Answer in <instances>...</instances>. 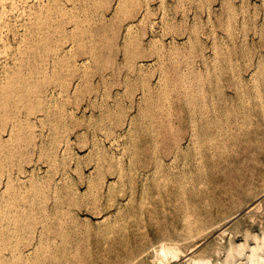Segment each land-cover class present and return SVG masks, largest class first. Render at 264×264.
I'll use <instances>...</instances> for the list:
<instances>
[{"label":"rangeland","instance_id":"374dc122","mask_svg":"<svg viewBox=\"0 0 264 264\" xmlns=\"http://www.w3.org/2000/svg\"><path fill=\"white\" fill-rule=\"evenodd\" d=\"M11 1L12 0L0 1V66H3L2 68L0 67V93L4 96L3 98L0 94V103L2 102L4 104V107L5 104H7V107H5L7 114L2 110V108L5 109L3 105L0 104V117L3 118V120L2 118H0V124L4 123L3 126L0 125V153L3 155L4 153H7L4 156L1 154L0 155L3 159L6 158L5 161L7 160L9 162H4L0 157V169L2 171H0V197L3 196L2 198L5 199L4 201L2 198H0V202H2L0 204V208H5L0 209V233H3V235L2 233L0 234V254L2 253L0 255V264H29V262L30 264H35V261H37L36 264H44L43 261H45V264H161L156 250L160 247L161 244H167L172 247L176 246L180 250L184 252L186 251V253L190 249H193V247H197L194 248V251L191 253V255L193 254L192 256L197 260V262L195 261L188 263L185 258L176 259L172 256H169V260H166V264H171V262L172 264H182V262H184V264H205L206 261V264H238L240 262H245V254L248 253L249 246L251 244H256L257 239H261L264 235V177L261 176L264 175V117H262L261 119V116H264V78H262L264 76V59H262V57L264 58V32L262 31V29L264 30V16L262 18V15H264V10H261V8L264 9V1ZM253 4H255V6ZM220 5H223L225 9ZM229 6L232 8L230 9ZM240 6L242 7V9ZM248 7L251 8L249 9ZM258 7L260 8V10ZM228 9L231 11H229ZM232 9H235V12ZM27 10L29 11L27 12ZM46 11H48V15L46 14ZM57 11L59 12L57 13ZM61 11L63 14H61ZM232 11L234 12V14ZM244 11L245 13H247L245 14ZM19 13L21 14L19 15ZM44 13L46 17H44ZM257 13H259V15ZM28 14L30 17L27 16ZM40 14L41 16L43 15L45 21L43 17L41 18V16H39ZM64 14H67L68 16H65ZM54 15L55 17L53 18ZM60 15L62 17H60ZM226 15L228 17H231L232 20L230 21V19ZM48 16H50V18ZM224 16H226L229 20L227 18L225 19ZM74 17L76 21H73ZM234 17H236L237 19ZM8 18H10V22ZM56 18L58 19L54 20ZM46 19L48 20L47 22ZM59 19L61 21H59ZM62 19L68 20L63 22L64 20ZM31 20L32 23L29 22ZM49 20H51V23ZM13 22H15L16 24H14ZM48 22L49 24H47ZM255 22H259V25ZM233 23L237 26H234ZM74 24L76 25L75 28H73L75 26ZM47 25L49 26V28H46L48 27ZM228 25L230 26L227 30ZM13 26L15 29L13 28ZM34 27L36 28V30H34ZM40 27L41 29H39ZM62 27H64L65 29H61ZM250 27L252 28L250 29ZM31 28L33 29V31ZM55 28H58L59 30L57 29L56 31ZM69 28H72V30ZM246 28H248V30ZM10 29L12 30L10 31ZM25 29H28L29 32ZM50 29L53 31H51ZM231 30L236 31L232 32ZM41 31L44 32L42 33ZM240 31L242 32V34ZM33 33H38V37L37 34L35 36ZM62 33H64L65 35H62ZM16 34L17 36H15ZM45 34H48L51 37ZM66 34H68L67 37H70L71 34L73 37L71 36L70 38H67ZM244 34L246 36L248 35V37H246ZM235 35L239 36V38ZM25 36L28 42L26 41ZM45 36L48 38V40ZM53 36L54 38H56L55 40ZM218 36H220L221 39H218ZM33 37H36L37 40ZM234 37L238 39L236 40ZM58 38L61 39L58 40ZM62 38L63 40L65 38V40L63 41ZM250 38L253 40H250ZM258 38L260 41L258 40ZM29 39H31L32 41L29 42ZM229 39H231L232 41L234 40L233 44L235 46H231L232 41ZM43 40L47 41L44 42ZM39 41H42V43H39ZM210 41H214V43H211ZM16 42L18 44H16ZM23 42L25 43V48ZM238 42H240V44ZM36 43H38V46H35ZM238 44L240 47L243 46L241 47L243 48L241 49L242 51H240V47H238ZM29 45L31 48L29 47ZM214 45H216L217 48H215ZM10 46L12 48H10ZM43 46H45V48ZM248 46L249 48H247ZM13 47L16 48L14 49ZM34 47H36V49H34ZM220 47L221 51H219ZM32 48L34 51H36L37 48L38 50L34 52ZM230 48L234 51L231 52ZM58 49H60L61 51H58ZM72 49H76L73 50L74 53ZM246 49L251 52L248 53ZM257 50H260L258 51L259 53L257 52ZM46 51L48 52L49 56L46 55ZM50 51L51 55L49 54ZM55 51H57L58 53H55ZM92 52L94 54H92ZM14 53H16V55ZM33 53H36V56ZM28 54H30L29 57ZM24 55L26 58L24 57ZM31 55L33 57H31ZM73 55L74 57H71ZM227 55L232 58V61L227 57ZM46 56L48 57L46 58ZM52 56H54L55 58ZM69 56L71 59L68 58ZM218 56L221 57V59ZM239 56L242 61L240 60ZM37 57L39 60H37ZM245 57L248 61L245 59ZM27 58L31 59V61ZM61 58H63V60ZM66 59L68 62L66 61ZM222 59L223 61H220ZM16 60L18 61L16 62ZM24 60L27 62L25 63ZM208 60H210L211 62ZM33 61L36 62L34 63ZM212 62H215V65ZM231 62L232 64H234L235 62V67H233L234 65H232ZM41 63L46 68H44L43 65H40ZM64 63L65 65L69 63V66H65ZM226 63L227 65H229L225 66ZM240 63L243 65H241ZM247 63L248 65H246ZM73 65L75 66L73 67ZM259 65H261L262 68L259 67ZM7 66H9V69H12L9 70ZM18 66L20 67V69ZM27 66L31 67L28 68ZM216 66L219 67L217 68ZM254 66L257 67L255 68ZM23 67H25V69H23ZM58 67L60 68V71L58 70ZM230 67H232V69ZM34 68L37 72H35L36 74L34 73ZM37 68L39 69V73L37 71ZM1 69L3 71H1ZM222 69L224 70V72ZM234 69L236 71L239 69V71L236 72ZM4 70L5 73H3ZM30 70L33 71L32 74H30ZM45 71L46 73H48H45V75L42 76V74H44L43 72ZM214 71H216V73H214ZM257 71L259 74L261 73V75L256 74ZM13 72L15 73L12 74ZM16 72L20 75H17ZM204 72L207 73L204 74ZM231 72H233V74ZM7 73L9 75H14L13 81H11L12 79L10 80V77ZM21 73L23 74L21 75ZM59 73H61V75ZM64 73L67 74L64 75ZM2 74L6 75L2 76ZM48 74L50 75V77L48 76ZM223 74L224 77L222 79L221 76H223ZM252 74L254 75L252 76ZM39 75L41 81L38 80ZM228 75L230 76V79ZM61 76L64 79L62 80V82L65 83L59 81L60 79H62ZM45 78H47L48 80L46 81ZM251 78L253 81L251 80ZM19 79H22V83L21 81H19ZM215 79L217 80V82ZM42 80H45L46 82ZM247 80L250 84L247 82ZM14 81H18L19 83H15ZM238 81L239 83H241L239 84ZM40 82L42 83L40 84ZM228 82L232 83L230 84ZM254 82H257L256 87H258V89L255 87ZM8 84L12 88H10L9 86L7 87ZM18 84H21V88ZM199 84H204L205 86L199 87ZM242 84L245 85V87ZM193 85H195L196 87H193ZM214 85L215 87H213ZM13 86L16 90H14ZM206 86L212 87H208L207 89ZM6 87L8 90L6 89ZM17 87L18 89H20L18 90ZM37 87L39 88V90ZM217 87L219 88L217 89ZM231 87L233 89H231ZM235 87L239 96L236 93ZM238 87L242 88L239 89ZM34 88L38 91V93L37 91H34ZM2 89L5 91H3ZM29 89H33V92L31 93V90ZM1 90L3 92H1ZM219 91H221V94L219 93ZM203 92L205 94H203ZM28 93L29 98L33 96V93L38 95L34 94L30 101V99H28L26 96ZM241 93H243L244 95ZM259 93H261L260 95L262 97L259 95ZM6 94H8L9 97ZM216 95L219 98H217ZM11 96L15 98L11 99ZM22 97L24 98L23 100H21ZM196 97L197 99H195ZM200 97L202 100L200 99ZM252 97L253 99L251 100L250 98ZM40 98L43 101L40 100L41 102L36 103ZM209 98L212 101L214 100V102L212 103ZM193 99L194 101H197L194 102L192 101ZM236 99H238V101H236ZM239 99H242L243 103H241V100L239 101ZM32 100H34L35 102ZM224 102L228 103L230 106L226 103L224 104ZM26 103L28 104V106ZM45 103L46 107L48 106V109L45 107ZM222 103L224 104V106ZM240 103L242 104L241 106ZM31 104H33L32 112H29L31 109L29 108ZM194 106L196 108H194ZM27 107L29 110L27 109ZM40 107L42 109H40ZM200 108H203L204 110ZM261 108H263L262 111L260 110ZM13 109L16 110L14 111ZM198 109L202 113H200ZM222 109L224 111H222ZM251 110L253 111V113ZM2 111L5 112V114ZM213 111L216 113H214ZM227 112L229 113L231 118L227 114ZM27 113L30 114V120V117ZM45 113H49V115H45ZM13 114L15 115L13 116ZM223 114H225L224 118L226 116L228 117L224 119ZM258 114H260L261 116ZM44 116L47 117V120ZM204 116L207 117L208 120L204 119ZM6 117L9 121L6 120ZM235 117H237V121ZM22 118L24 119V121ZM248 119H251L252 121H248ZM18 120H21L20 122H23L24 124H20ZM202 121L203 123H200ZM27 123L28 125H26ZM7 125L10 126L8 127ZM14 126H16L17 128ZM21 127H25L26 129H22ZM225 129L227 131H225ZM4 130L7 133H5ZM15 130L18 132H16ZM21 132H23L22 135ZM196 132H198L199 134ZM225 132L226 134H224ZM16 134L19 136L20 140L24 138L25 142L24 140L22 142L18 141L19 138H17L18 136H16ZM219 136L220 138H218ZM222 136L223 138H221ZM254 136L256 139L254 138ZM12 137H14L15 139ZM9 138H12L11 141ZM194 138L195 140L197 138V140L195 141ZM3 139H5V141H8L5 142ZM52 139H54V141ZM52 141L54 143H52ZM206 142H208L209 145L206 144ZM16 143H18V145ZM177 143H179V145ZM211 143H213L214 145ZM251 143H254V145H252ZM23 148L27 149V151ZM179 148H181V150ZM249 148H251V150ZM258 148L261 149L259 150L260 152H258ZM21 149L23 153L20 151ZM7 150L9 151L10 155H8ZM199 150L200 152H198ZM210 150H213L214 153H211ZM48 151H50L49 153L51 154H49ZM51 151L54 153H52ZM208 151L210 153H208ZM216 152H218V154ZM22 154L25 157H23ZM211 154L213 158L210 157ZM252 154L253 157H251ZM47 155H49L50 157ZM10 156L12 157V159ZM215 156H217V159L215 158ZM54 157L56 158L53 159ZM45 158L48 160H46ZM51 158L52 161L54 160L53 162L51 161L52 163L50 162ZM206 158L208 159V161H205L207 160ZM211 158L212 160H210ZM24 159L25 161L23 162ZM15 160L16 163H14ZM47 161L50 164L49 166ZM248 162L251 163L249 164ZM244 163H246V165L248 163L247 167L250 168L247 169ZM253 163H255L256 165H253ZM21 164L25 166H23V169ZM221 164L223 165L221 166ZM2 165L3 169L5 168L4 170L7 173L2 170ZM16 165L19 167H17ZM252 165L254 166V168ZM11 166H13V168ZM49 167L51 170L49 169ZM10 170H13V172H11ZM20 170H22L23 172H20ZM92 170H94V173ZM121 172H123L124 174ZM257 172L261 174H256ZM28 174L31 175L28 176ZM1 175L5 176H2V178ZM226 175L227 178L230 177L232 179L224 178L226 177ZM247 177L251 178L252 180L248 179ZM15 181L19 182L15 183ZM11 182L13 183V185H9ZM259 184H262L261 187H263V189L259 188ZM251 186H253L254 188ZM255 186L257 190L255 189ZM14 187L16 188V190H14ZM45 189L47 190L44 191ZM13 190L14 192L16 191V193H19V195H17L16 193L14 194L12 192ZM128 190H130L131 192ZM36 192L38 196L37 194H35ZM193 193H195V195ZM13 194L16 195L14 196V198H12ZM204 194L205 197L203 198ZM253 195L255 196V198L253 197ZM6 196H8V200ZM70 196H72L73 198ZM189 197L191 198L189 199ZM250 197L252 200L250 199ZM213 201L216 202L214 203ZM199 202H201L202 204ZM233 202L235 203V205ZM23 203L26 206H24ZM31 203L33 205H30ZM42 203L43 205L45 204V206H42ZM258 203L261 205V207ZM13 204L15 205V207H13ZM252 204L254 205L252 206ZM27 206L30 208L28 209ZM188 206L191 208H189ZM208 206L210 208L207 209ZM238 208L241 209L239 210ZM8 209L13 211L15 214L13 212H10V210ZM206 209L210 212L211 215ZM28 210L29 214L27 213ZM30 210L33 213L32 215L30 213ZM40 210L42 211L38 212ZM22 211H24L25 213ZM230 211H233V214L232 212L230 213ZM93 212L95 213V215ZM20 213H23L25 216L23 214L21 215ZM4 214L5 216H2ZM8 215L9 217H7ZM195 215L196 217H194ZM38 216H40V218ZM238 216L240 218L242 217L241 220L240 218H238ZM245 216L248 220L245 218ZM13 217L15 219L17 218V222L15 219V221L10 220ZM25 217L27 219L26 221ZM57 217L60 220L57 221ZM22 218H24V220ZM7 220L9 222H7ZM36 220H38L39 222ZM52 220L53 223L51 222ZM242 220L244 222L246 221L245 224L242 223ZM5 221L7 225L5 224ZM198 221L200 222V224ZM225 221L227 222L225 223ZM35 222L37 225H39V227L34 224ZM232 222L234 226L232 225ZM16 223H18L17 226L19 225L20 227H17ZM226 224L228 225L226 226ZM243 224L245 226H243ZM14 225L17 228L14 229ZM5 226L6 228L4 229ZM35 227L37 231L35 230ZM46 227L48 228L46 229ZM215 227L217 230L215 229ZM12 228L14 230H19V232L14 231L13 234ZM209 229L211 232H209ZM185 230L188 231L186 232ZM32 233L35 238L32 236ZM200 235L201 237H203L202 239L201 237L200 239L198 238ZM27 236L31 237L28 238ZM163 237L165 239H163ZM166 237L168 238V240ZM170 238L171 241H169ZM179 238L181 239L179 240ZM215 239L216 241H214ZM47 240L49 241V243ZM38 241L40 243V246L41 244L44 246L43 248L42 246H38ZM222 241L225 242L223 243ZM9 242L11 247L8 244ZM49 246L50 248H48ZM5 248L8 252L4 250ZM23 248L25 249V251L23 250ZM13 249L16 251H14ZM47 249L49 252L47 251ZM33 250L37 253H34ZM219 250L221 251L219 252ZM234 250H236L237 252ZM22 252L23 254L21 255L24 256V259L23 256H18V254ZM155 252L156 254H154ZM234 253H236V255ZM152 254H154V257L152 256ZM19 257L20 259L18 260L17 258ZM36 257H38L39 260ZM45 257L47 260H45ZM200 260H203V262H201ZM32 261L34 262L32 263Z\"/></svg>","mask_w":264,"mask_h":264},{"label":"bare ground","instance_id":"6f19581e","mask_svg":"<svg viewBox=\"0 0 264 264\" xmlns=\"http://www.w3.org/2000/svg\"><path fill=\"white\" fill-rule=\"evenodd\" d=\"M0 1H1V0H0ZM12 1H13V0H12ZM12 1H11V2H12ZM16 1H17V0H16ZM45 1L48 2V0H45ZM244 1H245V0H244ZM244 1H243V2H244ZM247 1H248V0H247ZM247 1H245V2H247ZM263 1H264V0H263ZM17 2H18V1H17ZM26 2H27V1H26ZM34 2H37V1H34ZM47 2H46V3H47ZM55 2H56V1H55ZM240 2H241V0H240ZM7 3H9V2H7ZM29 3H30V2H29ZM40 3H41V2H40ZM261 3H262V2H261ZM32 4H33V3H32ZM52 4H53V3H52ZM59 4H60V3H59ZM223 4H224V3H223ZM238 4H240V3H238ZM241 4H242V3H241ZM244 4H245V3H244ZM263 4H264V3H263ZM7 5H8V4H7ZM20 5H21V4H20ZM30 5H31V4H30ZM36 5H37V4H36ZM41 5H43V4H41ZM54 5H55V4H54ZM57 5H58V4H57ZM60 5H61V4H60ZM224 5H225V4H224ZM231 5H232V4H231ZM253 5L255 6V4H253ZM17 6H18V5H17ZM17 6H16V7H17ZM21 6H22V5H21ZM21 6H20V7H21ZM55 6H56V5H55ZM220 6H223V5H220ZM233 6H234V5H233ZM245 6H246V5H245ZM247 6H248V5H247ZM249 6H250V5H249ZM0 7H1V6H0ZM28 7H29V6H28ZM31 7H32V6H31ZM57 7H58V6H57ZM61 7H62V6H61ZM229 7H230V6H229ZM238 7H239V6H238ZM240 7H241V6H240ZM251 7H252V6H251ZM251 7H250V8H251ZM33 8H34V6H33ZM36 8H37V7H36ZM49 8H50V7H49ZM51 8H52V7H51ZM59 8H60V7H59ZM221 8H222V7H221ZM223 8H224V6H223ZM231 8H232V7H230V9H231ZM248 8H249V7H248ZM250 8H249V9H250ZM252 8H253V7H252ZM258 8H259V7H258ZM258 8H257V9H258ZM1 9H2V8H1ZM9 9H10V8H9ZM22 9H23V8H22ZM37 9H38V8H37ZM39 9H40V8H39ZM47 9H48V8H47ZM53 9H54V8H53ZM219 9H220V8H219ZM224 9H225V8H224ZM241 9H242V7H241ZM246 9H247V8H246ZM254 9H255V8H254ZM13 10H14V9H13ZM29 10H30V9H29ZM29 10H27V12H28ZM50 10H51V9H50ZM56 10H57V9H56ZM59 10H61V9H59ZM222 10H223V9H222ZM228 10H229V9H228ZM232 10L234 11L235 9H232ZM244 10H245V9H244ZM259 10H260V8H259ZM261 10H264V9L261 8ZM10 11H11V10H10ZM43 11H44V10H43ZM51 11H52V10H51ZM63 11H64V10H63ZM223 11H224V10H223ZM229 11H231V10H229ZM233 11H232V12H233ZM238 11H239V10H238ZM249 11H250V10H249ZM12 12H13V11H12ZM16 12H17V11H16ZM19 12H20V11H19ZM30 12H31V11H30ZM41 12H42V10H41ZM41 12H39V13H41ZM44 12H45V11H44ZM47 12H48V11H46V14L48 15ZM58 12H59V11H57V13H58ZM221 12H222V11H221ZM234 12H235V11H234ZM234 12H233V14H234ZM242 12H243V11H242ZM242 12H241V13H242ZM263 12H264V11H263ZM22 13H23V11H22ZM49 13H50V11H49ZM51 13H52V12H51ZM64 13H65V12H64ZM222 13H223V12H222ZM224 13H225V12H224ZM228 13H229V12H228ZM244 13H245V11H244ZM246 13H247V12H246ZM246 13H245V14H246ZM20 14H21V13H19V15H20ZM42 14H43V13H42ZM54 14H55V13H54ZM61 14H63L62 11H61ZM226 14H227V13H226ZM235 14H236V13H235ZM245 14H242V15H245ZM249 14H250V13H249ZM255 14H256V13H255ZM257 14L259 15V13H257ZM49 15H50V14H49ZM52 15H53V14H52ZM55 15H56V14H55ZM55 15L53 16V18L55 17ZM64 15H65V14H64ZM66 15H67V14H66ZM66 15H65V16H66ZM221 15H222V14H221ZM227 15H228V14H227ZM227 15H226V16H227ZM247 15H248V14H247ZM4 16H5V13H4ZM27 16H29V14H28ZM33 16H35V15H33ZM36 16H37V15H36ZM39 16H41V14H40ZM67 16H68V15H67ZM69 16H70V15H69ZM71 16H72V15H71ZM226 16H224L225 19L228 17V16H227V17H226ZM254 16H255V15H254ZM260 16H261V15H260ZM263 16H264V15H262V18H263ZM6 17H7V16H6ZM10 17H11V16H10ZM13 17H14V16H13ZM29 17H30V16H29ZM31 17H32V15H31ZM42 17H43V15L41 16V18H42ZM44 17H46V16H45V13H44ZM44 17H43V19H44ZM48 17L50 18V16H48ZM60 17H62V16L60 15ZM219 17H220V16H219ZM222 17H223V16H222ZM222 17H221V18H222ZM238 17H240V16H238ZM244 17H245V16H244ZM0 18H1V16H0ZM20 18H21V17H20ZM22 18H23V16H22ZM34 18H35V17H34ZM228 18L230 19V21L232 20L231 17H228ZM228 18H227V19H228ZM234 18H236V17H234ZM245 18H246V17H245ZM259 18H260V17H259ZM262 18H261V19H262ZM4 19H5V18H4ZM8 19H9V22H10V18H8ZM8 19H6V20H8ZM12 19H13V18H12ZM57 19H58V18H56V19H54V20H57ZM71 19H73V18H71ZM229 19H228V20H229ZM236 19H237V18H236ZM248 19H249V17H248ZM248 19H247V20H248ZM14 20H15V18H14ZM16 20H17V19H16ZM24 20H25V16H24ZM29 20H30V18H29ZM52 20H53V19H52ZM62 20H64V19H62ZM66 20H68V19H66ZM66 20H64L63 22H65ZM74 20H75V17H74L73 21H74ZM222 20H223V19H222ZM222 20H221V21H222ZM238 20H239V19H238ZM242 20H243V19H242ZM245 20H246V19H245ZM255 20H256V19H255ZM17 21H18V20H17ZM37 21H39V20H37ZM42 21H43V20H42ZM44 21H45V19H44ZM47 21H48V20L46 19V22H47ZM49 21H50V23H51V20H49ZM59 21H61V20L59 19ZM75 21H76V20H75ZM226 21H227V20H226ZM233 21H234V20H233ZM243 21H244V20H243ZM258 21H259V19H258ZM25 22H26V21H25ZM27 22H28V21H27ZM29 22L32 23V20L29 21ZM46 22H45V23H46ZM52 22H54V21H52ZM63 22H60V23H63ZM68 22H69V21H68ZM237 22H238V21H237ZM241 22H242V21H241ZM241 22H240V23H241ZM248 22H249V21H248ZM262 22H263V21H262ZM13 23L16 24L15 22H13ZM19 23H20V22H19ZM31 23H30V24H31ZM33 23H34V21H33ZM36 23H37V22H36ZM45 23H44V24H45ZM228 23H229V22H228ZM246 23H247V22H246ZM255 23H257V24L259 25V22H255ZM263 23H264V22H263ZM0 24H1V23H0ZM3 24H4V23H3ZM5 24H6V23H5ZM10 24H11V23H10ZM10 24H9V26H10ZM47 24H49V22H48ZM56 24H57V23H56ZM58 24H59V23H58ZM69 24H70V23H69ZM220 24H221V22H220ZM233 24H234V23H233ZM244 24H245V23H244ZM253 24H254V23H253ZM260 24H261V23H260ZM17 25H18V24H17ZM23 25H24V23H23ZM31 25H32V24H31ZM52 25H53V24H52ZM65 25H66V24H65ZM72 25H73V24H72ZM72 25H71V26H72ZM74 25H75V24H74ZM223 25H224V24H223ZM248 25H249V23H248ZM261 25H262V24H261ZM263 25H264V24H263ZM4 26H5V25H4ZM14 26H15V25H14ZM14 26H13V28H14ZM45 26H46V25H45ZM47 26H48V25H47ZM62 26H63V24H62ZM69 26H70V25H69ZM77 26H78V25H77ZM225 26H226V25H225ZM229 26H230V25H228L227 30H228ZM231 26H232V25H231ZM234 26H237V25L234 24ZM241 26H242V25H241ZM75 27H76V25H75L73 28H75ZM245 27H246V26H245ZM252 27H253V26H252ZM252 27H250V29H251ZM255 27H256V26H255ZM263 27H264V26H263ZM0 28H1V27H0ZM2 28H3V27H2ZM10 28H11V27H10ZM18 28H19V27H18ZM34 28H35V27H34ZM44 28H45V27H44ZM46 28H49V26L46 27ZM46 28H45V29H46ZM59 28H60V27H59ZM63 28H64V27H62L61 29H63ZM66 28H67V27H66ZM241 28H242V27H241ZM241 28H240V29H241ZM260 28H261V27H260ZM14 29H15V28H14ZM14 29H13V30H14ZM31 29H32V28H31ZM37 29H38V28H37ZM39 29H41V27H40ZM55 29H56V28H55ZM57 29H58V28H57ZM57 29H56V31H57ZM64 29H65V28H64ZM69 29L72 30V28H69ZM230 29H231V28H230ZM233 29H234V28H233ZM238 29H239V28H238ZM246 29L248 30V28H246ZM254 29H255V28H254ZM258 29H259V28H258ZM258 29H256V30H258ZM261 29H262V28H261ZM11 30H12V29H10V31H11ZM17 30H18V29H17ZM20 30H21V29H20ZM22 30H23V28H22ZM25 30L28 31V29H25ZM25 30H24V31H25ZM34 30H36V28H35ZM50 30H51V29H50ZM58 30H59V29H58ZM76 30H77V28H76ZM244 30H245V28H244ZM5 31H6V29H5ZM7 31H8V28H7ZM32 31H33V29H32ZM44 31H47V30H44ZM44 31H43V32H44ZM51 31H53V30H51ZM231 31L233 32V31H236V30H231ZM250 31H251V30H250ZM262 31L264 32L263 29H262ZM12 32H13V31H12ZM22 32H23V31H22ZM28 32H29V31H28ZM35 32H36V31H35ZM39 32H40V31H39ZM41 32H42V31H41ZM43 32H42V33H43ZM61 32H62V31H61ZM63 32H64V30H63ZM229 32H230V31H229ZM229 32H228V33H229ZM238 32H239V31H238ZM240 32H241V31H240ZM255 32H257V31H255ZM5 33H6V32H5ZM20 33H21V32H20ZM23 33H24V32H23ZM26 33H27V32H26ZM50 33H52V32H50ZM50 33H49V35H50ZM55 33H56V32H55ZM55 33H54V34H55ZM66 33H68V32H66ZM69 33H70V32H69ZM230 33H231V32H230ZM230 33H229V34H230ZM8 34H9V32H8ZM27 34H28V33H27ZM29 34H30V33H29ZM33 34H34V33H33ZM36 34H37V37H38V33H36ZM36 34H34V35L36 36ZM63 34H64V33H62V35H63ZM223 34H225V33H223ZM234 34H235V33H234ZM238 34H239V33H238ZM241 34H242V32H241ZM245 34H247V33H245ZM245 34H244V35H245ZM256 34H258V33H256ZM256 34H255V35H256ZM10 35H11V34H10ZM42 35H44V34H42ZM42 35H41V36H42ZM45 35H48V34H45ZM49 35H48V36H49ZM51 35H52V34H51ZM55 35H56V34H55ZM64 35H65V34H64ZM67 35H68V34H66V37H67ZM69 35H70V34H69ZM220 35H221V34H220ZM239 35H240V34H239ZM244 35H243V36H244ZM2 36H3V35H2ZM11 36H12V35H11ZM15 36H17V34H16ZM28 36H29V35H28ZM39 36H40V35H39ZM60 36H61V34H60ZM71 36H72V34H71ZM71 36H70V37H71ZM229 36H230V35H229ZM235 36H236V35H235ZM243 36H242V38H243ZM245 36H246V35H245ZM8 37H9V35H8ZM45 37H46V36H45ZM49 37H51V36H49ZM57 37H58V36H57ZM70 37L68 36L67 38H70ZM72 37H73V36H72ZM218 37H219L218 39H221L220 36H218ZM225 37H226V36H225ZM232 37H233V36H232ZM236 37L239 38V36H236ZM246 37H248V35H247ZM0 38H1V37H0ZM30 38H31V37H30ZM33 38H34V37H33ZM35 38H36V37H35ZM35 38H34V39H35ZM46 38H47V37H46ZM53 38H54V36H53ZM213 38H216V37H213ZM234 38H235V37H234ZM238 38H237V39H238ZM251 38H252V37H251ZM251 38H250V40H253V39H251ZM262 38H263V37H262ZM14 39H16V38H14ZM17 39H18V38H17ZM23 39H24V38H23ZM25 39H26V41H27L26 36H25ZM39 39H40V38H39ZM41 39H42V38H41ZM43 39H44V38H43ZM51 39H52V38H51ZM55 39H56V38H54V40H55ZM60 39H61V38H60ZM60 39L58 38V40H60ZM232 39H233V38H232ZM235 39H236V38H235ZM237 39H236V40H237ZM2 40H3V39H2ZM11 40H12V39H11ZM29 40H30L29 42L32 41L31 39H29ZM36 40H37V38H36ZM47 40H48V38H47ZM47 40H43V41L46 42ZM54 40H53V41H54ZM62 40H63V38H62ZM64 40H65V38H64ZM64 40H63V41H64ZM66 40H67V39H66ZM70 40H71V39H70ZM211 40H212V38H211ZM229 40H231V39H229ZM258 40H259V38H258ZM19 41H20V40H19ZM24 41H25V40H24ZM26 41H25V42H26ZM63 41H62V42H63ZM214 41H218V40H214ZM214 41H212V42L210 41V42H211V43H214ZM221 41H222V40H221ZM221 41H220V43H221ZM226 41H228V40H226ZM231 41H232V40H231ZM233 41H234V40H233ZM233 41H232V45H231L232 47L235 46V45L233 44ZM241 41H242V40H241ZM243 41H244V40H243ZM259 41H260V40H259ZM261 41H262V39H261ZM12 42H13V41H12ZM27 42H28V41H27ZM33 42H34V41H33ZM33 42H32V43H33ZM40 42L42 43V41H39V43H40ZM72 42H74V41H72ZM236 42H237V41H236ZM14 43H15V42H14ZM20 43H21V42H20ZM52 43H53V42H52ZM57 43H59V42H57ZM215 43H216V42H215ZM229 43H230V42H229ZM238 43L240 44V42H238ZM241 43H242V42H241ZM250 43H251V42H250ZM261 43H262V42H261ZM263 43H264V41H263ZM3 44H4V43H3ZM3 44H2V45H3ZM16 44H18V43L16 42ZM37 44H38V43H36V45H35V44H33V45L38 46ZM44 44H45V43H44ZM63 44H64V43H63ZM65 44H66V43H65ZM225 44H226V43H225ZM230 44H231V43H230ZM239 44H238V47H240ZM242 44H243V43H242ZM256 44H257V43H256ZM23 45H24V48H25V43H24V42H23ZM39 45H40V44H39ZM42 45H43V44H42ZM51 45H52V44H51ZM54 45H55V44H54ZM72 45H73V44H72ZM210 45H211V44H210ZM222 45H223V44H222ZM247 45H248V44H247ZM252 45H253V44H252ZM260 45H262V44H260ZM16 46H17V45H16ZM58 46H59V45H58ZM62 46H63V45H62ZM74 46H75V45H74ZM214 46H215V48H217L216 45H214ZM214 46H213V47H214ZM231 46H230V47H231ZM244 46H246V45H244ZM257 46H258V45H257ZM26 47H27V45H26ZM29 47H30V45H29ZM39 47H41V46H39ZM43 47L45 48V46H43ZM67 47H68V46H67ZM213 47H212V48H213ZM241 47H243V46H241ZM241 47H240V51H242L241 49H243V48H241ZM3 48H4V46H3ZM8 48H9V47H8ZM10 48H12V47L10 46ZM13 48H14V47H13ZM15 48H16V47H15ZM15 48H14V49H15ZM19 48H20V47H19ZM22 48H23V47H22ZM22 48H21V49H22ZM24 48H23V49H24ZM30 48H31V47H30ZM56 48H57V47H56ZM61 48H62V47H61ZM63 48H65V47H63ZM69 48H70V47H69ZM226 48H227V47H226ZM235 48H236V47H235ZM235 48H234V49H235ZM247 48H249V46H248ZM34 49H36V47H34ZM50 49H52V48H50ZM50 49H49V50H50ZM209 49H210V48H209ZM236 49H237V48H236ZM250 49H251V48H250ZM258 49H259V48H258ZM9 50H11V49H9ZM17 50H18V49H17ZM24 50H25V49H24ZM26 50H27V48H26ZM28 50H29V49H28ZM32 50H33V48H32ZM37 50H38V48H37ZM37 50H36V51H37ZM43 50H46V49H43ZM53 50H54V49H53ZM56 50H57V49H56ZM59 50H60V49H58V51H59ZM62 50H63V49H62ZM73 50H76V49H72V51H73ZM77 50H79V49H77ZM90 50H91V49H90ZM212 50H213V49H212ZM214 50H215V49H214ZM227 50H228V49H227ZM246 50H247V49H246ZM255 50H256V49H255ZM255 50H254V53H255ZM30 51H31V50H30ZM33 51H34V50H33ZM36 51H34V52H36ZM60 51H61V50H60ZM63 51H64V50H63ZM91 51H93V50H91ZM219 51H221V47H220ZM225 51H226V50H225ZM230 51L233 52L234 50H231V48H230ZM236 51H237V50H236ZM236 51H235V52H236ZM258 51H260V50H257V52H258ZM11 52H12V51H11ZM14 52H15V51H14ZM16 52H17V51H16ZM23 52H25V51H23ZM27 52H28V51H27ZM46 52H47V51H46ZM56 52H57V51H55V53H56ZM78 52H79V51H78ZM93 52H94V51H93ZM93 52H92V54H94ZM95 52H96V51H95ZM216 52H217V51H216ZM216 52H215V53H216ZM235 52H234V55H235ZM247 52L250 53L251 51H248V50H247ZM252 52H253V51H252ZM28 53H29V52H28ZM42 53H43V51H42ZM57 53H58V52H57ZM61 53H63V52H61ZM73 53H74V51H73ZM205 53H208V52H205ZM221 53H222V52H221ZM221 53H219V54H221ZM258 53H259V52H258ZM10 54H11V53H10ZM14 54L16 55V53H14ZM20 54H21V53H20ZM20 54H19V57H20ZM25 54H26V53H25ZM33 54H34V53H33ZM35 54H36V53H35ZM35 54H34V55H35ZM49 54L51 55V51H50ZM76 54H77V53H76ZM92 54H90V55H92ZM96 54H97V53H96ZM216 54H217V53H216ZM216 54H214V55H216ZM239 54H240V53H239ZM11 55H12V54H11ZM26 55H27V54H26ZM44 55H45V54H44ZM46 55H48V52L46 53ZM54 55H55V54H54ZM60 55H61V54H60ZM88 55H89V54H88ZM230 55H231V54H230ZM241 55H242V53H241ZM253 55H254V54H253ZM22 56H23V55H22ZM29 56H30V54H28V57H29ZM35 56H36V55H35ZM41 56H42V55H41ZM48 56H49V55H48ZM48 56H46V58H47ZM225 56H226V55H225ZM225 56H224V57H225ZM245 56H246V55H245ZM247 56H248V54H247ZM250 56H251V54H250ZM250 56H249V57H250ZM255 56H256V55H255ZM255 56H254V57H255ZM7 57H8V56H7ZM24 57H25V55H24ZM31 57H33V56L31 55ZM52 57H54V56H52ZM57 57H58V56H57ZM65 57H66V56H65ZM71 57H74V55L71 56ZM216 57H217V56H216ZM218 57H219V56H218ZM227 57L230 58L228 55H227ZM236 57H237V56H236ZM252 57H253V56H252ZM257 57H258V56H257ZM257 57H256V59H257ZM9 58H10V57H9ZM11 58H12V57H11ZM13 58H14V57H13ZM25 58H26V57H25ZM25 58H24V59H25ZM54 58H55V57H54ZM68 58L71 59L70 56H69ZM207 58H208V56H207ZM207 58H206V59H207ZM219 58L221 59V57H219ZM225 58H226V57H225ZM234 58H235V57H234ZM239 58H240V56H239ZM27 59H29V58H27ZM61 59L63 60V58H61ZM72 59H73V58H72ZM92 59H93V58H92ZM230 59H231V61H232V58H230ZM243 59H244V58H243ZM245 59H246V57H245ZM262 59H264V58L262 57ZM262 59H260V60H262ZM20 60H21V59H20ZM29 60L31 61V59H29ZM37 60H39L38 57H37ZM59 60H60V58H59ZM64 60H65V59H64ZM212 60H213V58H212ZM227 60H228V59H227ZM240 60H241V58H240ZM246 60H247V59H246ZM17 61H18V60H16V62H17ZM22 61H23V59H22ZM24 61H25V60H24ZM41 61H42V60H41ZM43 61H44V60H43ZM66 61H67V59H66ZM69 61H70V60H69ZM78 61H79V59H78ZM208 61H210V60H208ZM220 61H223V59L220 60ZM229 61H230V60H229ZM241 61H242V60H241ZM247 61H248V60H247ZM250 61H251V60H250ZM257 61H259V60H257ZM1 62H2V61H1ZM7 62H8V61H7ZM19 62H20V61H19ZM26 62H27V61H25V63H26ZM33 62H34V61H33ZM35 62H36V61H35ZM35 62H34V63H35ZM39 62H40V61H39ZM44 62H45V61H44ZM67 62H68V61H67ZM210 62H211V61H210ZM235 62H236V60H235ZM235 62H234V64H235ZM238 62H239V61H238ZM238 62H237V63H238ZM260 62H261V61H260ZM260 62H259V63H260ZM14 63H15V62H14ZM75 63H76V62H75ZM212 63L214 64L215 62H212ZM217 63H218V61H217ZM256 63H257V62H256ZM20 64H21V63H20ZM22 64H23V63H22ZM27 64H29V63H27ZM30 64H31V63H30ZM37 64H38V63H37ZM68 64H69V63H68ZM68 64H67V65H68ZM223 64H224V62H223ZM231 64H232V62H231ZM234 64H232V65H234ZM238 64H239V63H238ZM240 64H241V63H240ZM250 64H252V63H250ZM250 64H249V65H250ZM261 64H262V63H261ZM3 65H4V64H3ZM14 65H15V64H14ZM14 65H13V67H14ZM40 65H43V64L41 63ZM59 65H60V64H59ZM62 65H63V64H62ZM62 65H61V66H62ZM64 65H65V63H64ZM67 65H65V66H67ZM75 65H76V64H75ZM75 65H73V67H74ZM77 65H78V64H77ZM214 65H215V64H214ZM218 65H219V64H218ZM226 65H227V63L225 64V66H226ZM228 65H229V64H228ZM228 65H227V66H228ZM241 65H243V64H241ZM241 65H240V66H241ZM246 65H248V63H247ZM25 66H26V65H25ZM68 66H69V65H68ZM70 66H71V65H70ZM211 66H212V64H211ZM230 66H231V65H230ZM236 66H237V65H236ZM250 66H251V65H250ZM263 66H264V64H263ZM0 67H1V66H0ZM2 67H3V66H2ZM2 67H1V68H2ZM7 67H8V69H9V66H7ZM18 67H19V66H18ZM27 67H28V66H27ZM30 67H31V66H30ZM30 67H28V68H30ZM36 67H37V66H36ZM40 67H41V66H40ZM43 67L46 68L44 65H43ZM56 67H57V66H56ZM59 67H60V66H59ZM59 67H58V70L60 71V68H59ZM71 67H72V66H71ZM216 67L218 68L219 66H216ZM233 67H235V65H234ZM242 67H243V66H242ZM248 67H249V66H248ZM248 67H247V69H248ZM254 67L256 68L257 66H254ZM259 67H261V65H259ZM61 68H62V67H61ZM75 68H76V67H75ZM75 68H74V69H75ZM209 68H210V67H209ZM214 68H215V67H214ZM223 68H224V67H223ZM226 68H227V67H226ZM230 68L232 69V67H230ZM249 68H250V67H249ZM261 68H262V67H261ZM3 69H4V68H3ZM11 69H12V68H11ZM11 69H9V70H11ZM17 69H18V68H17ZM19 69H20V67H19ZM23 69H25V67H23ZM23 69H21V70H23ZM26 69H27V68H26ZM37 69H38V68H37ZM55 69H56V68H55ZM63 69H64V68H63ZM67 69H68V67H67ZM207 69H208V67H207ZM231 69H230V70H231ZM236 69H237V68H236ZM244 69H245V68H244ZM244 69H243V70H244ZM34 70H35V68H34ZM40 70H41V69H40ZM213 70H216V69H213ZM217 70H219V69H217ZM222 70H223V69H222ZM234 70H235V69H234ZM252 70H253V69H252ZM257 70H258V69H257ZM1 71H3V70L1 69ZM16 71H18V70H16ZM30 71H31V70H30ZM30 71H29V73H30ZM37 71H38V73H39V69H38ZM42 71H44V70H42ZM61 71H62V70H61ZM66 71H67V70H66ZM71 71H73V70H71ZM235 71H236V70H235ZM237 71H239V69H238ZM237 71H236V72H237ZM244 71H245V70H244ZM261 71H262V70H261ZM263 71H264V70H263ZM26 72H27V71H26ZM32 72H33V71H31L30 74H32ZM35 72H36V70L34 71V73H35ZM40 72H41V71H40ZM63 72H64V70H63ZM63 72H61V73H63ZM212 72H213V71H212ZM217 72H218V71H217ZM221 72H222V71H221ZM223 72H224V70H223ZM223 72H222V73H223ZM226 72H227V71H226ZM242 72H243V71H242ZM3 73H5V70H4ZM14 73H15V72H13L12 74H14ZM23 73H24V72H23ZM23 73H21V75H22ZM29 73H28V74H29ZM36 73H37V72H36ZM36 73H35V74H36ZM43 73H44V74H42V76L45 75L46 71L43 72ZM47 73H48V72H47ZM47 73H46V74H47ZM52 73H53V72H52ZM56 73H58V72H56ZM56 73H55V74H56ZM61 73H59V74L61 75ZM205 73H207V72H204V74H205ZM214 73H216V71H214ZM231 73L233 74V72H231ZM7 74H8V73H7ZM12 74H11V75L8 74L9 77H10V80L12 79L11 81L14 80V79H13L14 75H12ZM16 74H17V72H16ZM16 74H15V75H16ZM18 74H19V73H18ZM18 74H17V75H18ZM30 74H29V75H30ZM59 74H58V75H59ZM65 74H67V73H64V75H65ZM219 74H220V73H219ZM219 74H218V75H219ZM235 74H236V73H235ZM238 74H239V73H238ZM243 74H244V73H243ZM248 74H249V73H248ZM256 74H259L258 71H257ZM0 75H1V74H0ZM5 75H6V74H4V75L2 74V76H5ZM19 75H20V74H19ZM29 75H28V76H29ZM40 75H41V74H40ZM40 75H39V79H38L39 81H41V80H40ZM60 75H59V76H60ZM208 75H209V74H208ZM229 75H230V74H229ZM229 75H228V76H229ZM253 75H254V74H252V76H253ZM259 75H261V73H260ZM263 75H264V73H263ZM11 76H12V78H11ZM46 76H47V75H46ZM48 76L50 77L49 74H48ZM51 76H52V75H51ZM54 76H55V75H54ZM210 76H212V75H210ZM213 76H214V74H213ZM255 76H256V75H255ZM257 76H258V75H257ZM20 77H21V76H20ZM22 77H23V76H22ZM24 77H25V76H24ZM26 77H27V76H26ZM31 77H32V75H31ZM63 77H64V76H63ZM67 77H68V76H67ZM67 77H66V78H67ZM223 77H224V74H223V76H221V78L223 79ZM226 77H227V75H226ZM237 77H238V76H237ZM237 77H236V78H237ZM0 78H1V77H0ZM2 78H3V77H2ZM34 78H35V76H34ZM43 78H44V77H43ZM61 78H62V76H61ZM66 78H65V79H66ZM209 78H210V77H209ZM216 78H217V77H216ZM218 78H219V77H218ZM248 78H249V77H248ZM260 78H261V77H260ZM262 78H264V76H263ZM262 78H261V79H262ZM29 79H31V78H29ZM29 79H28V80H29ZM32 79H33V78H32ZM59 79H60V77H59ZM206 79H207V78H206ZM210 79H211V78H210ZM213 79H214V78H213ZM225 79H226V78H225ZM229 79H230V76H229ZM253 79H254V78H253ZM17 80H18V79H17ZM24 80H25V79H24ZM34 80H36V79H34ZM34 80H33V81H34ZM45 80L47 81L48 79L45 78ZM45 80H42V81H45ZM62 80H64V79L62 78V79H60L59 81L62 82ZM215 80H216V79H215ZM234 80H235V79H234ZM234 80H233V81H234ZM240 80H241V79H240ZM251 80H252V78H251ZM257 80H258V78H257ZM3 81H4V80H3ZM3 81H2V82H3ZM19 81H21V83H22V79H21V80L19 79ZM26 81H27V80H26ZM46 81H45V82H46ZM65 81H66V80H65ZM207 81H208V80H207ZM226 81H227V80H226ZM233 81H232V82H233ZM252 81H253V80H252ZM4 82H5V81H4ZM14 82H15V81H14ZM24 82H25V81H24ZM31 82H32V81H31ZM35 82H36V81H35ZM45 82H44V83H45ZM216 82H217V80H216ZM220 82H221V81H220ZM232 82H228V83L231 84ZM247 82H248V80H247ZM260 82H261V81H260ZM260 82H259V83H260ZM15 83H19V82L16 81ZM15 83H14V84H15ZM28 83H29V82H28ZM32 83H33V82H32ZM41 83H42V82H40V84H41ZM62 83H65V82H62ZM62 83H61V84H62ZM205 83H206V82H205ZM238 83H239V81H238ZM240 83H241V82H240ZM240 83H239V84H240ZM243 83H244V82H243ZM248 83H249V82H248ZM256 83H257V82H256ZM256 83L254 82L255 87H256ZM262 83H263V81H262ZM11 84H12V83H11ZM38 84H39V82H38ZM219 84H220V83H219ZM221 84H223V83H221ZM235 84H236V82H235ZM249 84H250V83H249ZM254 84H253V85H254ZM16 85H17V84H16ZM18 85H19V84H18ZM20 85H21V84H20ZM20 85H19V86H20ZM59 85H60V84H59ZM199 85H200V84H199ZM208 85H209V83H208ZM216 85H217V84H216ZM228 85H229V84H228ZM237 85H238V84H237ZM242 85H243V84H242ZM257 85H258V84H257ZM262 85H263V84H262ZM8 86L10 87L9 84L7 85V87H8ZM11 86H12V85H11ZM30 86H31V85H30ZM32 86H33V85H32ZM42 86H43V85H42ZM194 86H195V85H193V87H194ZM201 86H205V85L203 84V85H200L199 87H201ZM220 86H221V85H220ZM222 86H223V85H222ZM226 86H227V85H226ZM233 86H234V85H233ZM238 86H239V85H238ZM243 86L245 87V85H243ZM263 86H264V85H263ZM7 87H6V89H7ZM35 87H36V85H35ZM195 87H196V86H195ZM206 87H207V86H206ZM208 87L210 88V87H212V86H208ZM208 87H207V89H208ZM213 87H215V85H214ZM229 87H230V86H229ZM229 87H228V88H229ZM236 87H237V86H236ZM236 87H235V90H236ZM246 87H249V86H246ZM251 87H252V83H251ZM255 87H254V88H255ZM4 88H5V87H4ZM4 88H3V89H4ZM10 88H12V87H10ZM13 88H14V86H13ZM20 88H21V86H20ZM20 88H19V89H20ZM29 88H31V87H29ZM37 88H38V87H37ZM40 88H41V87H40ZM204 88H205V87H204ZM218 88H219V87H217V89H218ZM238 88H239V87H238ZM240 88H242V87H240ZM240 88H239V89H240ZM256 88L258 89V87H256ZM259 88H260V87H259ZM3 89H2V90H3ZM17 89H18V87H17ZM19 89H18V90H19ZM199 89H200V88H199ZM199 89H198V90H199ZM217 89H216V90H217ZM220 89H222V88H220ZM220 89H219V90H220ZM226 89H227V88H226ZM229 89H230V88H229ZM231 89H233V88L231 87ZM257 89H256V91H257ZM2 90H1V92L5 91V90H3V91H2ZM7 90H8V89H7ZM7 90H6V92H7ZM14 90H16V89L14 88ZM29 90H31V93L33 92V89H29ZM38 90H39V88H38ZM195 90H196V89H195ZM202 90H203V89H202ZM202 90H201V92H202ZM209 90H210V89H209ZM244 90H245V89H244ZM250 90H251V89H250ZM254 90H255V89H254ZM254 90H253V91H254ZM12 91H13V90H12ZM12 91H11V92H12ZM21 91H22V90H21ZM21 91H20V92H21ZM34 91H37V90H35V88H34ZM192 91H193V89H192ZM239 91H240V90H239ZM242 91H243V90H242ZM245 91H246V90H245ZM248 91H249V90H248ZM263 91H264V90H263ZM15 92H17V91H15ZM214 92H215V91H214ZM220 92H221V91H219V93H220ZM227 92H229V91H227ZM18 93H19V91H18ZM21 93H22V92H21ZM31 93H30V94H31ZM37 93H38V91H37ZM193 93H194V92H193ZM193 93H192V94H193ZM217 93H218V92H217ZM224 93H225V92H224ZM231 93H232V92H231ZM236 93H237V90H236ZM246 93H247V92H246ZM248 93H249V92H248ZM257 93H258V92H257ZM0 94H1V93H0ZM4 94H5V93H4ZM8 94H9V93H8ZM8 94H6V95H8ZM25 94H26V93H25ZM34 94H35V93H33V96H34ZM40 94H41V93H40ZM44 94H45V93H44ZM196 94H198V93H196ZM203 94H205V93L203 92ZM206 94H207V93H206ZM211 94H212V93H211ZM220 94H221V93H220ZM220 94H219V95H220ZM237 94H238V93H237ZM237 94H236V95H237ZM241 94H243V93H241ZM260 94H261V93H259V95H260ZM1 95H2V94H1ZM15 95H16V94H15ZM28 95H29V93H28L26 96H27V98L30 99V101H31V98H32L33 96H32L31 98H29ZM35 95H38V94H35ZM200 95H201V94H200ZM200 95H199V96H200ZM214 95H215V94H214ZM243 95H244V94H243ZM263 95H264V93H263ZM13 96H14V95H13ZM13 96H11V99L13 98ZM21 96H22V95H21ZM197 96H198V95H197ZM202 96H204V95H202ZM202 96H201V97H202ZM216 96H217V95H216ZM238 96H239V94H238ZM260 96H261V95H260ZM2 97L4 98L3 95H2ZM6 97H7V96H6ZM6 97H5V99H6ZM8 97H9V95H8ZM17 97H18V96H17ZM19 97H20V95H19ZM23 97H25V96H23ZM23 97L21 98V100L24 99ZM40 97H41V95H40ZM201 97H200V99H201ZM223 97H224V96H223ZM234 97H235V96H234ZM240 97H241V96H240ZM240 97H239V98H240ZM244 97H246V96H244ZM244 97H243V98H244ZM248 97H249V96H248ZM257 97H258V96H257ZM261 97H262V96H261ZM263 97H264V96H263ZM0 98H1V97H0ZM14 98H15V97H14ZM14 98H13V99H14ZM193 98H194V96H193ZM202 98H203V97H202ZM217 98H219V97L217 96ZM224 98H225V97H224ZM230 98H231V97H230ZM237 98H238V97H237ZM254 98H255V97H254ZM7 99H9V98H7ZM11 99H10V101H11ZM28 99H27V100H28ZM44 99H45V98H44ZM195 99H197V97H196ZM209 99H210V98H209ZM227 99H228V97H227ZM247 99H248V98H247ZM250 99L252 100L253 97L250 98ZM258 99H259V98H258ZM19 100H20V98H19ZM19 100H18V101H19ZM25 100H26V99H25ZM40 100L43 101V100L40 98V99L38 100V102H36V103L41 102ZM201 100H202V99H201ZM210 100H211V99H210ZM225 100H226V99H225ZM231 100H232V99H231ZM233 100H234V99H233ZM240 100H241V103H243V100H242V99H239V101H240ZM260 100H261V99H260ZM8 101H9V100H8ZM32 101H34V100H32ZM36 101H37V100H36ZM192 101H194V99H193ZM196 101H197V100H196ZM196 101H194V102H196ZM211 101H212V100H211ZM223 101H224V100H223ZM236 101H238V99H236ZM244 101H245V100H244ZM257 101H258V100H257ZM257 101H256V102H257ZM261 101H262V100H261ZM263 101H264V100H263ZM3 102H4V101H3ZM34 102H35V101H34ZM198 102H199V101H198ZM204 102H205V101H204ZM213 102H214V100L212 101V103H213ZM221 102H222V101H221ZM221 102H220V103H221ZM10 103H11V102H10ZM31 103H32V102H31ZM192 103H193V102H192ZM225 103H226V102H224V104H225ZM232 103H233V102H232ZM241 103H240V106L242 105ZM0 104L3 105V107H4V104H3L2 102H1ZM26 104H27V103H26ZM40 104H41V103H40ZM217 104H218V103H217ZM222 104H223V103H222ZM224 104H223V106H224ZM226 104L229 105L228 103H226ZM230 104H231V103H230ZM234 104H235V103H234ZM236 104H237V102H236ZM245 104H246V102H245ZM245 104H244V105H245ZM261 104H262V103H261ZM1 105H0V106H1ZM6 105H7V104H5V107H7ZM23 105H24V104H23ZM23 105H22V106H23ZM29 105H30V102H29ZM32 105H33V104H31V106L29 107V108H31L29 112H32ZM192 105H193V104H192ZM194 105H195V104H194ZM200 105H201V104H200ZM206 105H207V104H206ZM215 105H216V104H215ZM215 105H214V106H215ZM231 105H232V104H231ZM244 105H243V106H244ZM254 105H255V104H254ZM263 105H264V104H263ZM14 106H15V105H14ZM19 106H21V105H19ZM27 106H28V104H27ZM35 106H36V104H35ZM49 106H50V104H49ZM57 106H58V104H57ZM202 106H203V104H202ZM202 106H200V107H202ZM207 106H208V105H207ZM207 106H206V107H207ZM212 106H213V105H212ZM216 106H217V105H216ZM229 106H230V105H229ZM5 107H4V108H5ZM15 107H16V106H15ZM43 107H44V106H43ZM45 107H46V103H45ZM197 107H198V106H197ZM218 107H219V106H218ZM235 107H236V106H235ZM237 107H238V106H237ZM250 107H251V106H250ZM255 107H256V106H255ZM258 107H259V106H258ZM261 107H262V106H261ZM9 108H10V107H9ZM9 108H8V109H9ZM13 108H14V107H13ZM46 108L48 109V106H47ZM194 108H196V107L194 106ZM211 108H212V107H211ZM219 108H220V107H219ZM223 108H224V107H223ZM225 108H226V107H225ZM227 108H228V106H227ZM227 108H226V109H227ZM233 108H234V107H233ZM248 108H249V106H248ZM18 109H19V108H18ZM27 109H28V107H27ZM40 109H42V108L40 107ZM200 109H203V108H200ZM206 109H207V108H206ZM231 109H232V106H231ZM252 109H253V108H252ZM262 109H263V108H261L260 110L262 111ZM2 110L6 112V108H5V109L2 108ZM13 110H14V109H13ZM15 110H16V109H15ZM15 110H14V111H15ZM21 110H22V109H21ZM28 110H29V109H28ZM198 110H199V109H198ZM203 110H204V109H203ZM203 110H202V111H203ZM212 110H214V109H212ZM227 110H228V109H227ZM227 110H226V111H227ZM242 110H243V108H242ZM242 110H241V111H242ZM245 110H246V108H245ZM253 110H254V109H253ZM255 110H256V109H255ZM263 110H264V109H263ZM3 111H2V112H3ZM9 111H10V110H9ZM38 111H39V109H38ZM195 111H196V110H195ZM210 111H211V110H210ZM222 111H224V110L222 109ZM234 111H235V110H234ZM238 111H239V110H238ZM251 111H252V110H251ZM0 112H1V110H0ZM5 112H3V113L5 114ZM34 112H35V107H34ZM199 112H200V110H199ZM213 112H214V111H213ZM219 112H220V110H219ZM243 112H244V110H243ZM243 112H242V113H243ZM248 112H249V109H248ZM259 112H260V111H259ZM259 112H258V113H259ZM14 113H15V112H14ZM23 113H25V112H23ZM23 113H21V114H23ZM43 113H44V112H43ZM200 113H202V112H200ZM214 113H216V112H214ZM252 113H253V111H252ZM6 114H7V112H6ZM10 114H11V113H10ZM27 114H28V113H27ZM47 114L49 115V113H47ZM47 114L45 113V115H47ZM203 114H204V113H203ZM206 114H207V113H206ZM227 114L229 115L228 112H227ZM227 114H226V115H227ZM261 114H262V113H261ZM263 114H264V113H263ZM14 115H15V114H13V116H14ZM28 115H29V117H30V114H28ZM33 115H34V114H33ZM37 115H38V113H37ZM208 115H209V114H208ZM220 115H221V113H220ZM220 115H219V116H220ZM246 115H247V114H246ZM255 115H256V112H255ZM258 115H260V114H258ZM1 116H2V114H1ZM13 116H12V118H13ZM21 116H22V115H21ZM24 116H25V115H24ZM26 116H27V115H26ZM205 116H207V115H205ZM205 116H204V117H205ZM224 116H225V114H223V118H224ZM229 116H230V115H229ZM240 116H241V115H240ZM260 116H261V115H260ZM4 117H5V116H4ZM7 117H9V116H7ZM7 117H6V118H7ZM19 117H20V116H19ZM19 117H18V118H19ZM44 117H45V116H44ZM226 117H228V116H226ZM226 117H225V118H226ZM249 117H250V116H249ZM262 117H264V116H261V119H262ZM0 118H2V117H0ZM32 118H33V117H32ZM45 118H46V120H47V117H45ZM202 118H203V117H202ZM202 118H201V120H202ZM210 118H211V117H210ZM215 118H216V114H215ZM223 118H222V119H223ZM225 118H224V119H225ZM230 118H231V116H230ZM235 118H236V121H237V117H235ZM251 118H252V117H251ZM4 119H5V118H4ZM10 119H11V117H10ZM16 119H17V118H16ZM22 119H23V118H22ZM30 119H31V117L29 118V120H30ZM35 119H36V118H35ZM204 119L208 120L207 117H205ZM219 119H220V118H219ZM233 119H234V117H233ZM256 119H257V118H256ZM2 120H3V118H2ZM6 120L9 121L8 118H7ZM26 120H27V119H26ZM32 120H33V119H32ZM41 120H42V119H41ZM206 120H205V121H206ZM209 120H210V119H209ZM217 120H218V119H217ZM250 120H251V119H250ZM250 120L248 119V121H250ZM254 120H255V119H254ZM18 121H19L20 124H21V123L24 124L23 122H20L21 120H18ZM23 121H24V119H23ZM205 121H204V123H205ZM213 121H215V120H213ZM226 121H227V120H226ZM234 121H235V120H234ZM251 121H252V120H251ZM262 121H263V120H262ZM27 122H28V121H27ZM29 122H30V121H29ZM57 122H58V121H57ZM211 122H212V120H211ZM263 122H264V121H263ZM15 123H16V122H15ZM200 123H203V121L200 122ZM200 123H199V125H200ZM217 123H220V122H217ZM225 123H226V122H225ZM237 123H238V122H237ZM253 123H254V122H253ZM3 124H4V123H2V124H0V125L3 126ZM30 124H31V123H30ZM46 124H47V123H46ZM206 124H207V123H206ZM210 124H211V123H210ZM214 124H215V123H214ZM226 124H227V123H226ZM234 124H235V123H234ZM248 124H249V122H248ZM258 124H259V123H258ZM11 125H12V124H11ZM17 125H19V124H17ZM26 125H28V123H27ZM207 125H208V124H207ZM212 125H213V124H212ZM212 125H211V126H212ZM229 125H230V124H229ZM229 125H228V126H229ZM256 125H257V122H256ZM7 126H8V125H7ZM9 126H10V125H9ZM9 126H8V127H9ZM44 126H45V125H44ZM209 126H210V125H209ZM214 126H215V125H214ZM231 126H232V125H231ZM234 126H235V125H234ZM249 126H250V125H249ZM253 126H254V125H253ZM260 126H261V125H260ZM14 127H16V126H14ZM18 127H19V126H18ZM33 127H34V126H33ZM49 127H50V126H49ZM198 127H199V126H198ZM200 127H201V125H200ZM206 127H207V126H206ZM223 127H224V126H223ZM1 128H2V127H1ZM16 128H17V127H16ZM21 128H22V127H21ZM23 128H25V127H23ZM23 128H22V129H23ZM27 128H29V127H27ZM203 128H204V127H203ZM216 128H217V127H216ZM216 128H215V129H216ZM227 128H228V127H227ZM260 128H261V127H260ZM25 129H26V128H25ZM199 129H200V128H199ZM211 129H213V128H211ZM215 129H214V130H215ZM229 129H230V128H229ZM258 129H259V127H258ZM6 130H7V129H6ZM208 130H209V127H208ZM214 130H212V131H214ZM219 130H220V129H219ZM256 130H257V129H256ZM10 131H11V129H10ZM15 131H16V130H15ZM22 131H23V130H22ZM50 131H51V130H50ZM196 131H197V130H196ZM216 131H217V130H216ZM225 131H227V130L225 129ZM252 131H253V130H252ZM257 131H258V130H257ZM4 132H5V130H4ZM16 132H18V131H16ZM32 132H33V131H32ZM207 132H208V131H207ZM210 132H211V131H210ZM253 132H254V131H253ZM5 133H7V132H5ZM11 133H12V132H11ZM22 133H23V132H21V135H22ZM196 133H198V132H196ZM215 133H216V132H215ZM259 133H260V132H259ZM17 134H19V133H17ZM17 134H16V136H18ZM29 134H30V132H29ZM29 134H28V135H29ZM192 134H193V133H192ZM198 134H199V133H198ZM201 134H202V133H201ZM217 134H218V132H217ZM224 134H226V132H225ZM251 134H252V133H251ZM261 134H262V133H261ZM8 135H9V134H8ZM11 135H12V134H11ZM31 135H32V134H31ZM194 135H195V134H194ZM210 135H211V134H210ZM219 135H220V134H219ZM252 135H253V134H252ZM2 136H3V135H2ZM2 136H1V137H2ZM196 136H197V135H196ZM206 136H207V135H206ZM224 136H225V135H224ZM249 136H250V135H249ZM263 136H264V135H263ZM21 137H23V136H21ZM25 137H26V136H25ZM27 137H28V136H27ZM30 137H31V136H30ZM192 137H193V136H192ZM212 137H213V136H212ZM261 137H262V136H261ZM12 138H14V137H12ZM12 138H11V139H12ZM17 138H19V136H18ZM17 138H16V139H17ZM202 138H203V137H202ZM209 138H210V137H209ZM218 138H220V136H219ZM221 138H223V136H222ZM254 138H255V136H254ZM254 138H253V139H254ZM7 139H8V137H7ZM9 139H10V138H9ZM11 139H10V141H11ZM14 139H15V138H14ZM25 139H26V138H25ZM206 139H207V138H206ZM210 139H211V138H210ZM255 139H256V138H255ZM255 139H254V140H255ZM262 139H263V138H262ZM0 140H1V138H0ZM3 140L5 141V139H3ZM3 140H2V141H3ZM23 140H24V138H23L22 140H20V138L18 139V141H21V142H22ZM52 140L54 141V139H52ZM194 140H195V138H194ZM196 140H197V138H196ZM196 140H195V141H196ZM204 140H205V139H204ZM7 141H8V140H7ZM7 141H5V142H7ZM26 141H27V140H26ZM53 141H52V143H54ZM198 141H199V140H198ZM198 141H197V142H198ZM200 141H201V139H200ZM213 141H214V140H213ZM24 142H25V140H24ZM24 142H23V143H24ZM204 142H205V141H204ZM204 142H203V143H204ZM250 142H252V141H250ZM0 143H1V142H0ZM11 143H13V142H11ZM192 143H194V142H192ZM218 143H219V140H218ZM260 143H261V142H260ZM2 144H4V143H2ZM16 144L18 145V143H16ZM19 144H20V143H19ZM177 144L179 145V143H177ZM198 144H199V143H198ZM206 144H208V142H206ZM211 144H213V143H211ZM211 144H210V145H211ZM251 144H252V143H251ZM49 145H50V144H49ZM196 145H197V144H196ZM208 145H209V144H208ZM213 145H214V144H213ZM252 145H254V143H253ZM255 145H257V144H255ZM262 145H263V143H262ZM1 146H2V145H1ZM19 146H20V145H19ZM24 146H25V145H24ZM51 146H52V145H51ZM55 146H56V145H55ZM173 146H175V145H173ZM176 146H177V145H176ZM194 146H195V144H194ZM206 146H207V145H206ZM249 146H250V145H249ZM3 147H4V146H3ZM13 147H14V145H13ZM49 147H50V146H49ZM177 147H178V146H177ZM247 147H248V145H247ZM250 147H251V146H250ZM256 147H257V146H256ZM4 148H5V147H4ZM10 148H11V146H10ZM21 148H22V147H21ZM45 148H46V147H45ZM216 148H217V147H216ZM219 148H220V147H219ZM219 148H218V150H219ZM5 149H6V148H5ZM16 149H17V148H16ZM23 149L27 151V149H25V148H23ZM49 149H50V148H49ZM53 149H54V148H53ZM55 149H56V148H55ZM179 149L181 150V148H179ZM198 149H199V148H198ZM249 149L251 150V148H249ZM9 150H10V149H9ZM213 150H214V149H213ZM213 150H212V151L210 150L211 153L213 152ZM215 150H216V149H215ZM254 150H255V149H254ZM259 150H261V149L258 148V152H260ZM5 151H6V150H5ZM7 151H8V150H7ZM11 151H12V150H11ZM13 151H14V148H13ZM17 151H18V150H17ZM20 151L23 153L22 149H21ZM42 151H44V150H42ZM46 151H47V149H46ZM174 151H175V147H174ZM248 151H249V150H248ZM262 151H263V149H262ZM49 152H50V151H48V153H49ZM51 152H52V151H51ZM57 152H58V151H57ZM179 152H180V151H179ZM198 152H200V150H199ZM249 152H250V151H249ZM17 153H18V152H17ZM19 153H20V152H19ZM24 153H25V151H24ZM28 153H29V152H28ZM48 153H47V154H48ZM52 153H54V152H52ZM208 153H210V152L208 151ZM213 153H214V152H213ZM216 153L218 154V152H216ZM216 153H215V154H216ZM262 153H263V152H262ZM0 154H1V153H0ZM5 154H7V153H4V155H5ZM11 154H12V152H11ZM13 154H14V153H13ZM40 154H42V153H40ZM43 154H44V152H43ZM49 154H51V153H49ZM1 155H3V154H1ZM1 155H0V157H1ZM4 155H3V156H4ZM8 155H10V154H9V151H8ZM22 155H23V154H22ZM25 155H26V153H25ZM45 155H46V154H45ZM204 155H205V154H204ZM219 155H220V154H219ZM11 156H12V155H11ZM11 156H10V157H11ZM14 156H15V155H14ZM18 156H19V155H18ZM47 156H49V155H47ZM47 156H46V157H47ZM200 156H201V155H200ZM249 156H250V153H249ZM7 157H8V156H7ZM23 157H25V156L23 155ZM23 157H22V158H23ZM49 157H50V156H49ZM210 157H212V154H211ZM216 157H217V156H215V158H216ZM251 157H253V154H252ZM251 157H250V159H251ZM255 157H256V156H255ZM261 157H262V156H261ZM42 158H43V157H42ZM55 158H56V157H54L53 159H55ZM202 158H203V157H202ZM207 158H208V156H207ZM207 158H206V159H207ZM212 158H213V157H212ZM212 158H211L210 160H212ZM246 158H247V157H246ZM1 159H3V158L1 157ZM5 159H6V158L3 159L4 162L7 161V160L5 161ZM11 159H12V157H11ZM18 159H21V158H18ZM26 159H27V157H26ZM43 159H44V158H43ZM45 159H46V158H45ZM216 159H217V158H216ZM9 160H10V159H9ZM16 160H17V158H16ZM16 160H15V162H14V161H13V162L16 163ZM46 160H48V159H46ZM202 160H203V159H202ZM242 160H243V159H242ZM246 160H247V159H246ZM258 160H260V159H258ZM24 161H25V159L23 160V162H24ZM51 161H52V158L50 159V162H51ZM53 161H54V160H53ZM53 161H52V162H53ZM199 161H200V160H199ZM205 161H208V159L205 160ZM250 161H251V160H250ZM7 162H8V161H7ZM21 162H22V161H21ZM21 162H20V163H21ZM47 162H48V161H47ZM52 162H51V163H52ZM245 162H246V161H245ZM253 162H254V159H253ZM2 163H3V162H2ZM8 163H9V162H8ZM202 163H203V162H202ZM208 163H209V162H208ZM211 163H212V162H211ZM248 163L250 164L251 162H248ZM248 163H247V165H246V163H244V164L246 165V168H247V169L250 168V167H247V166H248ZM185 164H186V163H185ZM218 164H219V163H218ZM242 164H243V163H242ZM254 164H255V163H253V165H254ZM257 164H258V163H257ZM10 165H11V164H10ZM14 165H15V164H14ZM18 165H19V164H18ZM21 165H22V169H23V166H24V165H23V164H21ZM49 165H50V164H49V162H48V166H49ZM52 165H53V164H52ZM222 165H223V164H221V166H222ZM253 165H252V166H253ZM255 165H256V164H255ZM262 165H263V164H262ZM0 166H1V162H0ZM16 166H17V165H16ZM16 166H15V167H16ZM260 166H261V165H260ZM260 166H259V167H260ZM4 167H5V166H4ZM11 167L13 168V166H11ZM17 167H19V166H17ZM24 167H25V166H24ZM219 167H220V166H219ZM255 167H256V166H255ZM261 167H262V166H261ZM261 167H260V168H261ZM8 168H10V167H8ZM188 168H190V167H188ZM253 168H254V166H253ZM256 168H257V167H256ZM262 168H263V167H262ZM4 169H5V168H4ZM4 169H3V165H2V170H4ZM6 169H7V168H6ZM19 169H21V168H19ZM24 169H25V168H24ZM29 169H30V168H29ZM49 169H50V167H49ZM50 170H51V169H50ZM244 170H245V167H244ZM259 170H260V169H259ZM0 171H1V169H0ZM4 171H5V170H4ZM10 171H11V170H10ZM48 171H49V170H48ZM64 171H65V170H64ZM64 171H63V172H64ZM90 171H91V170H90ZM92 171H93V173H94V170H92ZM118 171H119V170H118ZM242 171H243V170H242ZM252 171H254V170H252ZM1 172H2V171H1ZM5 172H6V171H5ZM11 172H13V170H12ZM20 172H23V171L20 170ZM24 172H25V171H24ZM32 172H33V171H32ZM222 172H223V171H222ZM258 172H259V171H258ZM258 172H257L256 174H261V173H258ZM6 173H7V172H6ZM95 173H96V172H95ZM116 173H117V172H116ZM121 173H123V172H121ZM224 173H225V172H224ZM235 173H236V172H235ZM235 173H234V174H235ZM241 173H242V172H241ZM250 173H251V172H250ZM253 173H255V172H253ZM31 174H32V173H31ZM31 174H28V176L31 175ZM117 174H118V173H117ZM123 174H124V173H123ZM244 174H245V173H244ZM247 174H248V173H247ZM247 174H246V175H247ZM10 175H11V174H10ZM19 175H20V174H19ZM26 175H27V174H26ZM113 175H114V173H113ZM118 175H119V174H118ZM224 175H225V174H224ZM227 175H230V174H227ZM227 175H226V177H224V178L229 179L230 177L227 178ZM232 175H233V174H232ZM238 175H239V174H238ZM250 175H252V174H250ZM2 176H5V175H1V177H2ZM13 176H14V174H13ZM16 176H17V175H16ZM21 176H23V175H21ZM85 176H86V175H85ZM88 176H89V175H88ZM90 176H91V174H90ZM115 176H116V175H115ZM121 176H122V175H121ZM121 176H120V177H121ZM247 176H248V175H247ZM261 176L264 177V175H261ZM7 177H8V174H7ZM50 177H51V176H50ZM249 177H250V176H249ZM252 177H253V176H252ZM255 177H256V176H255ZM255 177H254V178H255ZM2 178H3V177H2ZM14 178H15V177H14ZM122 178H123V177H122ZM124 178H125V177H124ZM247 178H248V177H247ZM247 178H246V179H247ZM15 179H16V178H15ZM21 179H22V178H21ZM86 179H87V178H86ZM120 179H121V178H120ZM230 179H232V178H230ZM248 179H251V178H248ZM9 180H10V179H9ZM121 180H122V179H121ZM121 180H120V181H121ZM224 180H225V179H224ZM251 180H252V179H251ZM261 180H262V178H261ZM21 181H22V180H21ZM107 181H108V180H107ZM116 181H117V180H116ZM118 181H119V180H118ZM16 182L18 183L19 181H15V183H16ZM103 182H104V181H103ZM108 182H109V181H108ZM241 182H242V181H241ZM244 182H245V180H244ZM247 182H248V181H247ZM247 182H246V183H247ZM254 182H255V181H254ZM263 182H264V181H263ZM11 183H12V182H11ZM11 183H10L9 185H13L14 180H13V183H12V184H11ZM119 183H120V182H119ZM250 183H251V182H250ZM256 183H257V182H256ZM0 184H1V181H0ZM2 184H3V183H2ZM15 185H16V184H15ZM20 185H21V183H20ZM87 185H88V184H87ZM87 185H86V186H87ZM104 185H105V183H104ZM243 185H244V184H243ZM250 185H251V184H250ZM259 185H260V184H259ZM261 185H262V184H261ZM261 185H260L259 188H262V189H263V187H261ZM3 186H4V185H3ZM89 186H90V185H89ZM102 186H103V185H102ZM257 186H258V185H257ZM23 187H24V186H23ZM90 187H91V186H90ZM247 187H248V186H247ZM247 187H246V188H247ZM251 187H253V186H251ZM251 187H250V188H251ZM12 188H13V187H12ZM14 188H15V187H14ZM253 188H254V187H253ZM0 189H1V188H0ZM10 189H11V188H10ZM10 189H9V190H10ZM255 189L257 190L256 186H255ZM6 190H7V189H6ZM6 190H5V191H6ZM14 190H16V188H15ZM14 190H13L12 192L15 194L16 191L14 192ZM18 190H19V189H18ZM46 190H47V189H45L44 191H46ZM48 190H50V189H48ZM206 190H207V189H206ZM1 191H2V190H1ZM19 191H20V190H19ZM19 191H18V192H19ZM42 191H43V190H42ZM72 191H73V190H72ZM128 191H130V190H128ZM258 191H259V190H258ZM260 191H261V190H260ZM263 191H264V190H263ZM24 192H25V191H24ZM37 192H38V191H37ZM37 192H36L35 194H37ZM47 192H48V191H47ZM130 192H131V191H130ZM197 192H198V191H197ZM247 192H250V191H247ZM254 192H255V191H254ZM20 193H22V192H20ZM39 193H40V192H39ZM79 193H80V192H79ZM127 193H128V192H127ZM206 193H208V192H206ZM251 193H252V191H251ZM255 193H256V192H255ZM262 193H263V192H262ZM11 194H12V193H11ZM11 194H10V195H11ZM14 194L12 195V196H13L12 198H14V196H16V195H14ZM16 194L19 195V193H16ZM25 194H26V193H25ZM42 194H43V192H42ZM42 194H40V195H42ZM193 194L195 195V193H193ZM201 194H202V193H201ZM21 195H22V194H21ZM128 195H129V194H128ZM199 195H200V193H199ZM263 195H264V194H263ZM4 196H5V195H4ZM23 196H24V194H23ZM23 196H22V197H23ZM37 196H38V194H37ZM45 196H46V195H45ZM202 196H203V195H202ZM256 196H257V195H256ZM2 197H3V196H2ZM2 197H0V198H2ZM6 197H7V200H8V196H6ZM34 197H35V196H34ZM39 197H40V196H39ZM70 197H72V196H70ZM197 197H198V196H197ZM204 197H205V194H204L203 198H204ZM253 197L255 198L254 195H253ZM35 198H36V197H35ZM42 198H43V196H42ZM72 198H73V197H72ZM125 198H126V197H125ZM190 198H191V197H189V199H190ZM199 198H200V196H199ZM208 198H209V196H208ZM212 198H213V197H212ZM2 199H3V198H2ZM17 199H18V198H17ZM20 199H21V197H20ZM121 199H122V198H121ZM197 199H198V198H197ZM210 199H211V198H210ZM247 199H248V198H247ZM250 199H251V197H250ZM257 199H258V198H257ZM3 200L5 201V199H3ZM18 200H19V199H18ZM45 200H46V199H45ZM130 200H131V199H130ZM130 200H129V202H130ZM216 200H219V199H216ZM232 200H233V199H232ZM232 200H231V201H232ZM251 200H252V199H251ZM253 200H254V199H253ZM4 201H3V202H4ZM16 201H17V200H16ZM21 201H22V200H21ZM71 201H72V200H71ZM249 201H250V200H249ZM249 201H248V202H249ZM260 201H261V200H260ZM260 201H259V202H260ZM262 201H263V200H262ZM18 202H19V201H18ZM24 202H25V201H24ZM43 202H44V200H43ZM213 202H214V201H213ZM215 202H216V201H215ZM215 202H214V203H215ZM1 203H2V202H0V204H1ZM13 203H14V202H13ZM119 203H120V202H119ZM127 203H128V202H127ZM199 203H201V202H199ZM199 203H198V204H199ZM219 203H220V201H219ZM233 203H234V202H233ZM233 203H232V204H233ZM246 203H247V201H246ZM254 203H255V202H254ZM256 203H257V201H256ZM261 203H262V202H261ZM6 204H7V203H6ZM6 204H5V206H6ZM14 204H15V203H14ZM14 204H13V205H14ZM16 204H17V202H16ZM20 204H21V203H20ZM38 204H39V203H38ZM40 204H41V203H40ZM115 204H116V203H115ZM124 204H125V203H124ZM201 204H202V203H201ZM209 204H210V203H209ZM222 204H223V202H222ZM258 204H259V203H258ZM2 205H3V204H2ZM18 205H19V204H18ZM23 205H24V203H23ZM30 205H33V204L31 203ZM47 205H48V204H47ZM49 205H50V204H49ZM219 205H220V204H219ZM219 205H218V206H219ZM234 205H235V203H234ZM244 205H247V204H244ZM244 205H243V206H244ZM250 205H251V203H250ZM253 205H254V204H252V206H253ZM259 205H260V204H259ZM3 206H4V205H3ZM24 206H26V205H24ZM38 206H40V205H38ZM42 206H45V204L43 205V203H42ZM53 206H54V205H53ZM115 206H116V205H115ZM115 206H114V207H115ZM199 206H200V205H199ZM205 206H206V205H205ZM230 206H231V205H230ZM257 206H258V205H257ZM0 207H1V205H0ZM11 207H12V206H11ZM13 207H15V205H14ZM27 207H28V206H27ZM31 207H33V206H31ZM54 207H55V206H54ZM54 207H53V208H54ZM101 207H102V206H101ZM112 207H113V206H112ZM118 207H119V206H118ZM188 207H189V206H188ZM192 207H193V206H192ZM220 207H221V206H220ZM220 207H219V208H220ZM232 207H233V206H232ZM238 207H239V206H238ZM260 207H261V205H260ZM29 208H30V207H28V209H29ZM38 208H39V207H38ZM41 208H42V207H41ZM107 208H109V207H107ZM186 208H187V207H186ZM189 208H191V207H189ZM205 208H206V207H205ZM205 208H203V209H205ZM208 208H210V207L208 206L207 209H208ZM214 208H215V206H214ZM245 208H246V207H245ZM248 208H249V207H248ZM0 209H5V208H0ZM20 209H21V207H20ZM39 209H40V208H39ZM39 209H38V210H39ZM119 209H120V208H119ZM195 209H196V206H195ZM203 209H202V210H203ZM207 209H206V210H207ZM238 209L240 210L241 208H238ZM8 210H10V209H8ZM13 210H15V209H13ZM16 210H17V207H16ZM46 210H47V207H46ZM102 210H103V209H102ZM115 210H116V209H115ZM187 210H191V209H187ZM209 210H210V209H209ZM249 210H250V209H249ZM24 211H26V210H24ZM24 211H22V212H24ZM32 211H33V210H32ZM36 211H37V210H36ZM41 211H42V210H40V211H38V212H41ZM48 211H49V210H48ZM54 211H55V210H54ZM199 211H200V210H199ZM204 211H205V210H204ZM207 211H208V210H207ZM211 211H212V209H211ZM235 211H236V210H235ZM235 211H234V212H235ZM0 212H1V211H0ZM8 212H9V211H8ZM10 212H13V211L10 210ZM106 212H107V211H106ZM191 212H193V211H191ZM231 212H232V214H233V211H230V213H231ZM2 213H4V212H2ZM13 213H14V212H13ZM24 213H25V212H24ZM27 213L29 214V210H28ZM30 213H31V215L33 214V213L31 212V210H30ZM44 213H45V212H44ZM46 213H47V212H46ZM50 213H51V212H50ZM54 213H55V212H54ZM56 213H57V212H56ZM93 213H94V212H93ZM188 213H190V212H188ZM205 213H206V212H205ZM208 213L210 214L209 211H208ZM14 214H15V213H14ZM16 214H17V213H16ZM20 214L22 215L23 213H20ZM20 214H19V215H20ZM193 214H194V213H193ZM23 215H24V214H23ZM42 215H43V214H42ZM46 215H47V214H46ZM56 215H57V214H56ZM94 215H95V213H94ZM98 215H99V210H98ZM100 215H101V214H100ZM210 215H211V214H210ZM241 215H242V213H241ZM241 215H240V216H241ZM0 216H1V215H0ZM2 216H5V214L2 215ZM16 216H17V215H16ZM24 216H25V215H24ZM43 216H44V215H43ZM114 216H115V215H114ZM191 216H192V215H191ZM207 216H208V215H207ZM229 216H230V214H229ZM233 216H236V215H233ZM233 216H232V218H233ZM7 217H9V215H8ZM26 217H27V216H26ZM26 217H25V221L27 220ZM38 217L40 218V216H38ZM54 217H55V216H54ZM194 217H196V215H195ZM194 217H192V218H194ZM225 217H226V216H225ZM5 218H6V217H5ZM5 218H4V219H5ZM27 218H28V217H27ZM32 218H34V217H32ZM43 218H44V217H43ZM52 218H53V217H52ZM92 218H93V217H92ZM210 218H211V217H210ZM210 218H209V220H210ZM232 218H231V219H232ZM235 218H236V217H235ZM238 218H240V217L238 216ZM241 218H242V217H241ZM241 218H240V220H241ZM245 218L247 219L246 216H245ZM0 219H1V218H0ZM14 219H15V218L13 217V218L10 219V220H14ZM19 219H20V217H19ZM22 219L24 220V218H22ZM35 219H36V218H35ZM35 219H34V220H35ZM41 219H42V218H41ZM197 219H198V218H197ZM236 219H237V218H236ZM243 219H244V218H243ZM246 219H245V220H246ZM15 220H16V222H17V218H16ZM15 220H14V221H15ZM30 220H31V218H30ZM38 220H39V219H38ZM38 220H36V221H38ZM45 220H46V219H45ZM49 220H50V219H49ZM58 220H60V219L57 217V221H58ZM226 220H227V219H226ZM247 220H248V219H247ZM2 221H3V220H2ZM2 221H1V222H2ZM20 221H22V220H20ZM54 221H55V218H54ZM231 221H232V220H231ZM235 221H238V220H235ZM7 222H9V221L7 220ZM10 222H11V221H10ZM18 222H19V221H18ZM23 222H24V221H23ZM29 222H30V221H29ZM29 222H28V223H29ZM32 222H33V220H32ZM32 222H31V223H32ZM38 222H39V221H38ZM38 222H37V223H38ZM40 222H41V220H40ZM51 222L53 223V220H52ZM100 222H101V221H100ZM198 222H199V221H198ZM226 222H227V221H225V223H226ZM233 222H234V221H233ZM233 222H232V225H233ZM245 222H246V221H245ZM245 222L242 220V223L245 224ZM248 222H249V221H248ZM248 222H247V223H248ZM26 223H27V222H26ZM49 223H50V222H49ZM249 223H250V222H249ZM0 224H1V223H0ZM5 224L7 225L6 221H5ZM12 224H13V223H12ZM17 224H18V223H16V226H17ZM19 224H20V223H19ZM34 224H35L36 226L39 227V225H37L36 222H35ZM39 224H40V223H39ZM199 224H200V222H199ZM228 224H229V222H228ZM228 224H226V226H227ZM244 224H243V226H245ZM8 225H9V224H8ZM21 225H22V224H21ZM190 225H192V224H190ZM201 225H203V224H201ZM204 225H205V223H204ZM207 225H208V224H207ZM18 226H19V225H18ZM18 226H17V227H18ZM22 226H23V225H22ZM193 226H194V225H193ZM233 226H234V225H233ZM0 227H1V225H0ZM10 227H11V226H10ZM17 227H15V225H14V229L17 228ZM19 227H20V226H19ZM198 227H199V226H198ZM202 227H203V226H202ZM5 228H6V226L4 227V229H5ZM8 228H9V227H8ZM41 228H42V227H41ZM47 228H48V227H46V229H47ZM192 228H193V227H192ZM205 228H206V227H205ZM205 228H204V229H205ZM217 228H218V227H217ZM235 228H236V227H235ZM1 229H2V228H1ZM12 229H13V228H12ZM14 229L12 230V231H13V234H14V231H15V232H16V231L19 232V230H14ZM33 229H34V228H33ZM42 229H43V228H42ZM46 229H45V230H46ZM189 229H190V228H189ZM195 229H196V228H195ZM206 229H207V228H206ZM215 229H216V227H215ZM243 229H244V228H243ZM243 229H242V230H243ZM29 230H30V229H29ZM35 230H36V227H35ZM39 230H40V229H39ZM39 230H38V231H39ZM50 230H51V229H50ZM211 230H212V229H211ZM216 230H217V229H216ZM221 230H222V229H221ZM221 230H219V231H221ZM245 230H246V229H245ZM245 230H244V231H245ZM5 231H6V230H5ZM7 231H8V230H7ZM12 231H10V232H12ZM25 231H28V230H25ZM33 231H34V230H33ZM36 231H37V230H36ZM47 231H48V230H47ZM47 231H46V233H47ZM185 231H186V230H185ZM187 231H188V230H187ZM187 231H186V232H187ZM214 231H215V230H214ZM31 232H32V231H31ZM43 232H44V231H43ZM43 232H42V233H43ZM209 232H211L210 229H209ZM209 232H208V233H209ZM231 232H232V231H231ZM240 232H241V231H240ZM1 233H2V232H1ZM1 233H0V234H1ZM5 233H6V232H5ZM22 233H24V232H22ZM196 233H197V232H196ZM198 233H199V232H198ZM204 233H206V232H204ZM204 233H203V234H204ZM223 233H224V232H223ZM232 233H233V232H232ZM242 233H244V232H242ZM13 234H12V236H13ZM25 234H26V233H25ZM216 234H217V233H216ZM219 234H220V233H219ZM245 234H246V233H245ZM262 234H263V233H262ZM2 235H3V233H2ZM7 235H8V233H7ZM27 235H28V232H27ZM47 235H48V234H47ZM186 235H187V234H186ZM201 235H202V234H201ZM201 235L198 237L199 239H200ZM16 236H17V234H16ZM32 236H33V233H32ZM43 236H44V235H43ZM48 236H49V235H48ZM229 236H230V235H229ZM6 237H7V236H6ZM27 237H28V236H27ZM30 237H31V236H30ZM30 237H28V238H30ZM33 237H34V236H33ZM38 237H39V236H38ZM209 237H210V236H209ZM223 237H224V235H223ZM254 237H255V235H254ZM261 237H262V236H261ZM1 238H2V236H1ZM14 238H15V236H14ZM34 238H35V237H34ZM44 238H47V237H44ZM50 238H51V237H50ZM166 238H167V237H166ZM177 238H178V237H177ZM202 238H203V237H201V239H202ZM215 238H216V237H215ZM217 238H218V237H217ZM12 239H13V238H12ZM12 239H11V240H12ZM16 239H17V238H16ZM22 239H23V238H22ZM40 239H41V236H40ZM163 239H165V238L163 237ZM180 239H181V238H179V240H180ZM183 239H184V238H183ZM212 239H213V238H212ZM212 239H211V240H212ZM20 240H21V239H20ZM23 240H24V239H23ZM158 240H159V238H158ZM167 240H168V238H167ZM209 240H210V239H209ZM222 240H223V239H222ZM228 240H229V238H228ZM228 240H227V241H228ZM254 240H255V239H254ZM8 241H9V240H8ZM47 241H48V240H47ZM51 241H52V240H51ZM169 241H171V238H170ZM198 241H199V240H198ZM214 241H216V239H215ZM225 241H226V240H225ZM225 241H224V242H225ZM255 241H256V240H255ZM0 242H1V241H0ZM25 242H28V241H25ZM31 242H32V241H31ZM40 242H41V240H40ZM44 242H45V241H44ZM188 242H191V241H188ZM206 242H207V241H206ZM208 242H209V241H208ZM220 242H221V241H220ZM222 242H223V241H222ZM224 242H223V243H224ZM11 243H12V242H11ZM13 243H14V242H13ZM48 243H49V241H48ZM172 243H173V242H172ZM180 243H181V242H180ZM202 243H203V242H202ZM214 243H215V242H214ZM223 243H222V244H223ZM229 243H230V242H229ZM229 243H228V244H229ZM239 243H240V242H239ZM8 244H9V246H10V242H9ZM39 244H40V243H39V241H38V246H39V247L42 246V248L44 247L42 244H41V246H40ZM44 244H45V243H44ZM159 244H161V243H159ZM159 244H158V245H159ZM168 244H169V242H168ZM228 244H227V246H228ZM240 244H241V243H240ZM5 245H6V244H5ZM189 245H190V244H189ZM205 245H206V244H205ZM7 246H8V245H7ZM9 246H8V247H9ZM24 246H26V245H24ZM46 246H48V245H46ZM46 246H45V251H46ZM156 246H157V245H156ZM182 246H183V245H182ZM202 246H203V245H202ZM217 246H218V245H217ZM10 247H11V246H10ZM10 247H9V248H10ZM22 247H23V246H22ZM198 247H200V246H198ZM215 247H216V246H215ZM3 248H4V247H3ZM12 248H13V247H12ZM15 248H16V247H15ZM15 248H14V249H15ZM18 248H19V247H18ZM18 248H17V249H18ZM20 248H21V247H20ZM48 248H50V246H49ZM194 248H197V247H193V249H190V250L186 253V251L184 252V251L180 250V249H179L178 247H176V246H175V247H172V246H169V245H167V244H161L160 247H159L158 249H156V250H157L158 257H159V260H160L161 264H166V260L169 258V256H172L173 258H176V259L185 258V260H186L188 263H191V262H195V261L197 262V260L192 256L193 254L191 255V253L194 251ZM224 248H225V247H224ZM7 249H8V248H7ZM14 249H13V250H14ZM26 249H27V248H26ZM29 249H30V247H29ZM184 249H185V248H184ZM198 249H201V248H198ZM198 249H197V250H198ZM222 249H223V248H222ZM229 249H230V247H229ZM4 250H6V248H5ZM4 250H3V251H4ZM9 250H10V249H9ZM20 250H21V249H20ZM20 250H19V251H20ZM23 250L25 251L24 248H23ZM31 250H32V249H31ZM34 250H35V249H34ZM34 250H33V251H34ZM217 250H218V249H217ZM6 251H7V250H6ZM14 251H16V250H14ZM33 251H32V252H33ZM39 251H40V250H39ZM42 251H44V250H42ZM47 251H48V249H47ZM50 251H51V250H50ZM215 251H216V250H215ZM220 251H221V250H219V252H220ZM229 251H230V250H229ZM234 251H236V250H234ZM0 252H1V251H0ZM7 252H8V251H7ZM35 252H36V251H34V253H35ZM48 252H49V251H48ZM151 252H152V251H151ZM195 252H196V251H195ZM216 252H217V251H216ZM236 252H237V251H236ZM244 252H245V251H244ZM246 252H247V251H246ZM4 253H5V252H4ZM9 253H10V252H9ZM9 253H8V254H9ZM11 253H12V251H11ZM36 253H37V252H36ZM40 253H41V252H40ZM52 253H53V252H52ZM1 254H2V253H1ZM1 254H0V255H1ZM5 254H6V253H5ZM21 254H23V252L20 253V254H18V256L21 255ZM46 254H47V253H46ZM154 254H156V252H155ZM154 254H152L153 257H154ZM198 254H199V253H198ZM234 254L236 255V253H234ZM14 255H15V254H14ZM25 255H26V253H25ZM33 255H34V254H33ZM194 255H195V254H194ZM243 255H244V254H243ZM245 255H246V258H245L246 260H245V262L242 263V262L239 261L241 264H264V235H263V237H262L261 239H257L256 244H254V245L251 244V245L249 246L248 253H246ZM3 256H4V255H3ZM12 256H13V255H12ZM12 256H11V258H12ZM22 256H23V255H21V257H22ZM36 256H37V255H36ZM42 256H43V255H42ZM44 256H45V254H44ZM46 256H47V255H46ZM240 256H242V255H240ZM16 257H17V255H16ZM29 257H30V256H29ZM34 257H35V256H34ZM36 258L38 259V257H36ZM40 258H41V257H40ZM17 259L19 260L20 257L17 258ZM21 259H22V258H21ZM23 259H24V256H23ZM30 259H31V258H30ZM30 259H29V260H30ZM34 259H35V258H34ZM42 259H43V258H42ZM155 259H157V258H155ZM171 259H172V258H171ZM25 260H27V259H25ZM25 260H24V262H25ZM38 260H39V259H38ZM45 260H47L46 257H45ZM168 260H169V259H168ZM243 260H244V259H243ZM48 261H49V260H48ZM178 261H180V260H178ZM178 261H177V262H178ZM200 261H201V260H200ZM209 261H210V260H209ZM235 261H236V259H235ZM235 261H234V262H235ZM237 261H238V260H237ZM33 262H34V261H32V263H33ZM36 262H37V261H35V264H36ZM38 262H39V261H38ZM43 262H44V264H45V261H43ZM158 262H159V261H158ZM201 262H203V260H202ZM206 262H207V261H206ZM206 262H205V264H206ZM7 263H8V262H7ZM19 263H20V261H19ZM22 263H23V262H22ZM41 263H42V262H41ZM46 263H47V262H46ZM153 263H154V262H153ZM175 263H176V262H175ZM198 263H199V261H198ZM240 263H238V264H240ZM11 264H12V263H11ZM27 264H28V263H27ZM29 264H30V262H29ZM171 264H172V262H171ZM176 264H177V263H176ZM179 264H181V263H179ZM182 264H184V262H182Z\"/></svg>","mask_w":264,"mask_h":264}]
</instances>
